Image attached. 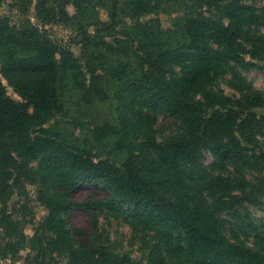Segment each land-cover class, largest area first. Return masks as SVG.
Segmentation results:
<instances>
[{"label":"trees","instance_id":"obj_1","mask_svg":"<svg viewBox=\"0 0 264 264\" xmlns=\"http://www.w3.org/2000/svg\"><path fill=\"white\" fill-rule=\"evenodd\" d=\"M34 2L41 27L28 18ZM72 2L75 15L68 0H14L25 17L0 19V263L264 264L253 213L264 211V92L241 71L264 70V14L240 3L222 17H173L189 0ZM50 23L78 39H55ZM84 187L99 198L77 201ZM33 195L48 210L41 220L28 211ZM75 211L89 215L90 237L68 225ZM105 212L131 228L143 261L112 244Z\"/></svg>","mask_w":264,"mask_h":264},{"label":"rangeland","instance_id":"obj_2","mask_svg":"<svg viewBox=\"0 0 264 264\" xmlns=\"http://www.w3.org/2000/svg\"><path fill=\"white\" fill-rule=\"evenodd\" d=\"M69 3L67 4V10L71 15H75L77 13V8L73 4L72 0H68ZM188 6H175L172 7L174 9V16H182L184 14H201L207 12V15L213 16V17H222L225 14L224 9H226V6H235V4H248L252 5L255 9H257L259 12L264 14V0H224L220 1L218 6H221L220 10L216 6H210L208 5V0H189ZM36 2H34L33 7H31V10L28 14V18L32 20V23L36 24L37 26L41 27V22L35 17V7ZM99 13L102 17V19H107L106 10L103 8H99ZM14 7V0H0V19L4 17H9L10 19H19L24 18V14H20ZM160 18L165 26L170 25V19L171 16L168 14L162 13L160 14ZM225 23L228 21L227 18L223 17ZM46 29L48 32L54 36L57 40H63L65 43L69 41H76L77 38V32L72 27H66L59 23H50L46 25ZM92 31V29H91ZM261 31L264 33V27L261 29ZM72 49L77 55H80L81 53V45L80 44H72ZM260 67H264V60L257 61ZM179 69V68H178ZM242 74L253 83V86L255 89L264 92V70L261 68H252V69H241ZM5 85L7 86L8 95L12 97L13 99H20V96L15 91V89L12 86H9L6 82ZM223 88L226 90L227 93H233L234 91L226 86L225 84H222ZM258 113H263L264 108H258ZM57 120L54 119L50 123L47 124L50 125L51 123H54ZM213 161L212 155L210 153H207L206 155V162L210 163ZM36 164V163H33ZM92 184V183H91ZM90 185V184H89ZM89 187V186H87ZM87 187L79 189L75 195L74 198L77 201L86 200L89 197H97L96 194L93 193L90 189ZM96 191V189H94ZM28 191H31L33 194L34 188L32 185L28 186ZM99 198V197H97ZM30 214L35 218V220H41L48 214V210L44 205H42L40 202L36 201L35 196H32V203L30 204ZM253 213L256 215L257 218L264 220V211L261 210H253ZM29 214V219H30ZM68 218V225L72 228L76 229H82L86 232V235L90 237L93 234V224L89 217V215L84 211H75L73 214ZM25 226V225H24ZM100 227L102 229L106 230V234L110 236L111 242L114 246H116L120 251L129 253L135 260L143 261L145 252H143V248L140 242H138L134 238V234L131 231V228L120 218H115L112 216H108V213H104L100 216ZM26 233L32 234L33 233V226L32 224L28 223L26 224ZM25 254V252H23ZM23 261H13L12 259H4L1 261L0 264H21Z\"/></svg>","mask_w":264,"mask_h":264}]
</instances>
